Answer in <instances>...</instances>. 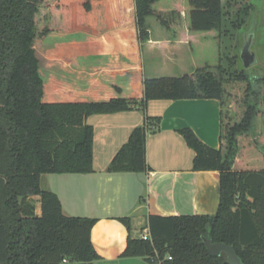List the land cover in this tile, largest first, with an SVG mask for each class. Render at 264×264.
Wrapping results in <instances>:
<instances>
[{"label":"trees","instance_id":"obj_1","mask_svg":"<svg viewBox=\"0 0 264 264\" xmlns=\"http://www.w3.org/2000/svg\"><path fill=\"white\" fill-rule=\"evenodd\" d=\"M230 4L231 0H0V264L99 260L92 241L98 218L65 214L59 196L42 187V176L95 171L89 116L145 112L150 100L197 98L220 102L219 147L204 143L190 127L177 131L195 152L193 170L219 172L217 211L150 215L151 240L133 238L131 219L120 217L129 231L121 257H141L151 264H230L225 253H209L204 241L208 237L232 245L244 264H264V122L260 132L255 131L258 115L264 113V70L252 74L223 65L225 18L234 28L248 25L254 8L249 3L230 20ZM152 22L165 27L172 40L178 27H187L191 47L213 44L214 63L180 76L149 75L145 65L141 98L124 95L115 85V96L109 99H45L46 91L63 90L74 78L45 65V51L39 53L35 46L39 36L52 40L53 35H72L80 41L120 27L135 30L142 47L150 40ZM159 122V117L146 115L107 172L147 170V133Z\"/></svg>","mask_w":264,"mask_h":264},{"label":"crops","instance_id":"obj_2","mask_svg":"<svg viewBox=\"0 0 264 264\" xmlns=\"http://www.w3.org/2000/svg\"><path fill=\"white\" fill-rule=\"evenodd\" d=\"M150 33V40L142 47L135 30L119 27L103 37H85L69 44L67 55L61 49L59 55L55 53L62 46L58 44L50 53L60 56L57 61L44 52L47 67L74 78L63 90L46 91L45 99H109L115 96V85L123 89L124 95L141 98L144 53L162 54L175 61L181 50L190 46V32L184 26L177 28L174 40L165 27L154 22ZM220 111L219 100L213 98L156 99L147 103L145 112L135 109L88 117L87 123L94 127L95 171L46 174L41 185L45 181L46 188L59 196L65 214L98 218L92 241L101 258L92 264H151L141 257H121L129 231L120 217L131 219L130 235L139 238L148 229L150 215L216 213L220 200L219 172L192 169L195 152L177 129L190 127L204 143L219 147ZM146 115L152 120L160 118L147 133V170L107 172L116 153L132 130L144 123ZM36 200V212L40 215L41 205Z\"/></svg>","mask_w":264,"mask_h":264},{"label":"rangeland","instance_id":"obj_3","mask_svg":"<svg viewBox=\"0 0 264 264\" xmlns=\"http://www.w3.org/2000/svg\"><path fill=\"white\" fill-rule=\"evenodd\" d=\"M224 1V0H223ZM252 3L253 10L250 13L248 25L242 24L241 26L234 28L227 22L225 18L224 32L221 37V53L223 65L227 68L235 66L240 69H249L252 74H258L260 70H264V0H231L230 17L235 18L236 12L242 9L245 5ZM150 21L152 19H149ZM252 36V37H251ZM74 37V36H73ZM252 38L250 50L256 54L257 63L253 66L246 67L241 59V52L244 45ZM51 37L39 36L36 41V48L39 53L45 51L49 57L53 56L55 60H59L60 56L52 55V48L62 43V46H58L55 53H59L60 49L65 53H69L71 43L79 42L76 38H72V35L65 37L63 35H53ZM58 42V43H57ZM60 42V43H59ZM70 44V45H69ZM243 44V45H242ZM69 46V47H68ZM242 46V47H241ZM214 45L207 42L202 44H196L194 46H185L181 50V56H179L176 62H168L162 54H150L144 53V62L146 63L147 71L149 75L154 76H180L185 73L193 72L197 67L204 65L205 63H214L215 53ZM60 54V53H59ZM58 54V55H59ZM65 56V55H64ZM48 57V58H49ZM239 100L237 101V104ZM264 122V113H260L257 118L255 131L258 133L262 129V123ZM45 181L42 183V187L47 189ZM39 196H35L38 199Z\"/></svg>","mask_w":264,"mask_h":264},{"label":"water","instance_id":"obj_4","mask_svg":"<svg viewBox=\"0 0 264 264\" xmlns=\"http://www.w3.org/2000/svg\"><path fill=\"white\" fill-rule=\"evenodd\" d=\"M251 37L250 40L244 45L241 52V59L246 67L253 66L257 63L256 54L250 50L252 41ZM204 241L209 253L212 256H220L222 253H225L230 264H244L241 258L235 252V249L232 245H228L223 242H212V240L208 237H206Z\"/></svg>","mask_w":264,"mask_h":264},{"label":"built area","instance_id":"obj_5","mask_svg":"<svg viewBox=\"0 0 264 264\" xmlns=\"http://www.w3.org/2000/svg\"><path fill=\"white\" fill-rule=\"evenodd\" d=\"M143 240H151V235L148 229H146L140 236Z\"/></svg>","mask_w":264,"mask_h":264}]
</instances>
